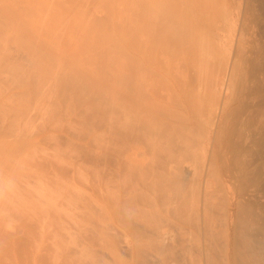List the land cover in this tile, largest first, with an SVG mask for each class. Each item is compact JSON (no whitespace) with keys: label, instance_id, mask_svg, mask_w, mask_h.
Segmentation results:
<instances>
[{"label":"bare ground","instance_id":"bare-ground-1","mask_svg":"<svg viewBox=\"0 0 264 264\" xmlns=\"http://www.w3.org/2000/svg\"><path fill=\"white\" fill-rule=\"evenodd\" d=\"M35 1L37 0H24V4L21 3L25 5V10H29L35 7ZM41 1L44 5L47 3L46 0ZM102 3L104 6V1ZM123 3L124 5H122ZM123 3L119 2L118 4L121 6H117L120 7L119 11L123 9L122 12H124L121 15L122 12L119 13V11L115 14H118V19L113 17L115 16L112 14L114 9L111 11V15L108 13V17H106V19L113 17L111 21L114 27L111 25L110 19L109 21L104 20L110 23L108 25H111V28H114L111 29L112 31L118 29L121 38L117 34H110V37L113 35L117 40L119 37L122 40V42L118 40V43L121 42L120 45L114 44L117 40L115 41L111 37L108 41L112 40L109 43L106 40L108 45L104 44L103 48H101V42L97 47L93 46L91 42L87 44L90 45L89 47L84 45L85 43H77L74 47L60 49L59 52L58 48L54 46L57 52L53 53L55 48L53 45L51 46V42L47 43V36L44 34L38 36L37 34L38 39H29L24 46L21 45L16 49L14 55L7 48L3 52L0 46L1 75L4 65L7 67L9 61H14L16 67L19 60L26 62L25 68L18 70L20 73L16 74V78H14L15 75L0 76V81H2V77L8 83L17 84L8 90L9 93L0 96V129L10 130L12 135L15 131L26 127L34 116V110L39 108V101H44L47 95L53 91V94L50 95L52 97H49V103L53 106L57 104L59 112L55 113L56 115L47 125L49 138L57 139V145L67 144L71 148L72 156L68 154L61 156H65L67 159L64 161L72 164L73 167L76 159H80L81 164L79 163L78 168L76 165L73 171L75 174L76 172L79 174L77 177L82 178L83 183L91 184L89 186H92L91 189L94 190V195L88 193L89 191L86 192L89 186L87 184L88 187H85V184L82 185L83 183H79V186L82 187L81 191L73 192L68 188L73 194L70 192L67 195L70 199L72 198V201L75 199V203L78 204L75 206L76 210L81 211L78 216L82 215L85 218L90 213L91 217V220L90 217L89 219L86 217L88 219L86 221L91 227L86 222L82 224L81 228L84 226L81 232L83 236L79 234V239L80 235L81 238H84L80 243L83 241L85 246L94 248L100 242L98 240L96 244L95 240L100 239L104 241L102 245H100L101 242L99 244L103 250L118 245L116 240L113 244V238L110 240L109 232L115 230L113 233L116 234L117 230L119 232V229H123L128 233L130 219L139 221L140 218H143V221H147L145 219L148 218V220H152L160 217L164 208L168 216L175 215L174 218H177L173 188L176 182L185 176L183 172L186 163L185 155L192 150L194 145L198 147V141L194 142V139L198 136L197 133L199 134L197 131L200 129L199 126L202 125L200 119L203 116L206 118V115L218 119L221 134L235 132L237 128L235 129L234 126L243 124L245 129L239 127L240 133L245 132L247 137L250 130L248 127L246 128V123L250 121L254 112L253 108L257 104L255 100L259 96L262 97L264 93V0H124ZM45 6L47 7V5ZM111 6L113 8V5H110L109 8ZM93 21L91 24L103 26V20L98 22L97 19H94ZM97 27L99 28L98 25ZM107 35L109 36V34ZM104 39L105 37H103ZM81 50L85 55L83 59L79 56ZM53 54L57 55L59 60L64 56L81 59V61L75 62L80 68H75L74 73L82 81L96 89L94 103L90 104V106L92 105L90 108L83 107L81 100V103L78 102L82 96L72 98L77 85H73L72 93L69 89V94L72 97L67 96V86L60 88L63 83L65 86L64 79L68 77H64L61 72L58 73L56 69L53 71V68L47 64V58H52ZM106 68L111 69V78L109 77L111 82L104 84L102 76L109 71ZM112 68L114 69L112 70ZM92 88L91 91H93ZM77 91L79 92V88ZM77 95L79 94L77 93ZM205 118H203L204 121ZM209 118L210 116L206 118V121ZM16 120H20L21 124L17 126ZM205 122L203 125L212 126V124L209 125L211 120L209 124ZM213 123L216 124V120ZM235 133V136H240L239 139L241 136L246 138L245 134ZM221 134L220 136L224 135ZM229 135L233 136V133ZM224 137L222 138H228V136ZM222 138L220 139L218 136V139L222 140ZM223 144L222 142L220 146L222 147ZM199 147L201 146L199 145ZM13 148L16 153L17 146L7 147L11 150L12 156L15 155L12 152ZM5 151L4 144L0 143V162ZM60 158L63 159V157ZM2 163L4 165L2 171L5 176L14 172L15 166L10 157H6ZM85 163H89V166H86ZM54 167L58 168V166ZM61 170L63 171L64 167L56 171L55 178H52L54 175L51 173L50 180L54 182L52 185H56L55 183L61 180L60 175L64 173ZM53 172L55 171L53 170ZM65 177L63 176V178ZM76 185L78 186V183ZM64 188L62 187L63 190ZM65 193L63 194L66 195ZM86 193L91 195L90 198L89 195L86 197ZM77 199L78 201H76ZM80 201L83 202L80 203ZM83 210H87L88 213L83 214ZM127 218H130L129 223L126 221ZM159 219L163 223L164 219ZM80 220L79 223H82L83 221ZM154 226L151 225V227ZM161 229L155 246H158L159 250L165 251L168 250L166 248L170 249V242H175V237L165 226ZM261 230L264 234V227H260ZM134 233L136 232L134 231ZM244 238L246 237L244 236ZM249 238L247 246L251 247ZM139 239L140 237L138 240L135 239V244L131 248V264H138L143 260L141 252L144 245L139 244L141 241L143 242ZM260 242H262V246L258 245L261 244ZM260 242L256 243L259 246H256L259 251H256L254 247L251 248V252L253 249H255V253L260 252L259 248L261 247L264 251V240ZM104 243L107 245L106 248ZM71 246L74 247V244ZM79 249L81 250V248ZM161 252L158 253L161 254ZM82 253L85 254V250ZM82 253L80 254L83 255L80 256L81 259H86L87 255V257L92 256L91 253L94 256L91 259L95 258L98 253L100 256L96 257L99 259L104 257L99 251L96 254L86 251L85 256ZM255 253L256 256L258 253ZM260 253V257L254 256L255 260L264 258V253H261V255L263 254L262 258ZM114 254L119 255L116 252ZM75 258L77 259V257ZM140 258L142 260H139ZM81 259L77 264H82L83 260L81 261ZM88 259L90 260V258ZM99 259H95L97 264ZM106 260L104 259L105 262ZM114 260L118 262V259ZM83 264L85 263L83 262Z\"/></svg>","mask_w":264,"mask_h":264},{"label":"rangeland","instance_id":"rangeland-1","mask_svg":"<svg viewBox=\"0 0 264 264\" xmlns=\"http://www.w3.org/2000/svg\"><path fill=\"white\" fill-rule=\"evenodd\" d=\"M69 1L46 0V7L41 0H37L35 1V7L33 9L30 8L29 10H25V5H22L24 0H0L1 50L5 52L4 49L7 48V50L13 54L21 45L24 46L29 39H38L36 37L37 34L38 36L41 34L47 36V43L50 44L51 42V46H56L58 52L60 49L65 50L70 46L74 47L77 43H85L84 45H87L91 42L93 46L97 47L99 42H101V48H103L104 44L106 45L112 39H115L112 35L111 37L113 38L108 41L109 38H111L110 34H117L119 37L121 36L119 35L117 28L113 30L114 32L111 30L114 29L111 28L112 26L114 27L111 20H113V17H119L118 14L115 15L120 10V7L117 6H121V4L118 3H123L124 0H120L119 2L118 0H111L110 2L109 0ZM103 1L104 6L102 3ZM105 3L109 5L106 6ZM110 5H113V8L112 6L109 8ZM122 5H124V3ZM113 9L114 13L112 14L115 16L111 17V19L109 17L111 26L108 25L110 23L108 22L109 19H106V17H108V13L110 14ZM122 10L119 11V13L122 12ZM123 13L124 12L120 13V15ZM94 19H97L98 22L100 20L108 21H104L106 25L102 21L103 26L97 24L99 26L98 28L96 24H94L95 26L93 23L91 24V22H94ZM107 34H109V36ZM103 37H105L104 40ZM119 37H117L118 40L122 42ZM106 40L108 41L107 43ZM116 40L117 39H115V41ZM118 40L117 42H114V44L120 45L121 42L118 43ZM87 46L84 47L87 48ZM56 48L53 50L54 52L52 51L53 53L57 52ZM83 52L84 51L81 50L79 55L82 59L85 57ZM56 56L57 55L53 54L52 58L49 57L51 60L47 58V64L53 68V71L56 69L58 73L61 72L62 75L64 74V77L66 76L69 78L64 79L65 86H63V83L61 84L62 86L60 85V88L67 86L66 88L71 90L77 85L74 89L73 97L69 94L70 90H66V93H68L67 96H71L73 99L74 97L82 96V98L79 97L80 99L77 101L80 102L81 100V105L83 107L90 108L92 106H90V104L94 103V93L96 92V89L95 87H93V89L90 84L82 81L74 73L75 68H80V66L77 65L78 63L76 64L75 62L81 61V59H71L70 57L67 58L64 56V58L59 60ZM18 62H16L18 63L16 67L14 61H9L7 65H10V67L4 65L3 73L1 75L0 72V76L11 77V75H15L14 78H16V74L19 75L20 73L18 70L25 68L26 64V62L24 63L21 60ZM113 69L114 68H112V70ZM107 70L109 71L105 72L102 76L104 84L111 82V69L109 68ZM1 79L0 96L9 93L8 90L11 87L17 86V84H14L13 82L8 83L6 79H3L2 77ZM67 81L70 82L68 83ZM78 88L79 92L77 91ZM91 88L93 91H91ZM72 91L73 90H71L70 93H72ZM77 93L79 95L76 96ZM52 94L53 91L51 94L47 95V98L44 101H39V108L34 110V116L26 127L15 131L12 135V131L8 129H0V143L4 144V149L6 150L4 157L0 162V264H69V261H71V264H77L79 259H81L80 256H83L80 254L84 250L85 254L86 251L95 252V254L99 251L103 254L101 256L104 257L99 259V257H96L100 256L98 253V255L96 254L95 258H93V262V259H91L93 253H91L92 256L90 257H87L88 255L85 256V254L82 253L86 258L81 259V261L83 260L82 264L83 262L85 264H95V259L97 258L99 259V261L97 260V262H99L98 264H131V248L139 237L144 243L142 241L143 244L140 241L137 242H140L139 244L144 246H142L141 252L143 260L140 258L139 260H142V262L140 263L139 261L138 264H264V258H262L263 254L261 255V253H264V251H262L263 247L259 248L261 249L260 252L262 251L261 253L256 252L258 253L256 254L254 252L255 249L256 251H259L257 250V247H259L258 245L262 246L263 244L260 241L264 240L263 231H260V227H264V139H262L264 138V93L262 97L259 96L255 100L257 104L253 108L254 112L250 121L246 123V128L248 127L250 130V136H247L249 140L243 131L242 132L245 134L246 138H242L241 136L239 139L240 136H235V132L240 133V128L243 129L245 127L243 124L239 123V126L236 124L234 128H237V131L232 132L233 136H231L229 134L232 133L224 134L223 132L224 135L221 134L222 132L219 130L220 121L214 119L211 115H209V119L211 120L210 124L209 119V122L208 120L206 121V118L209 117L208 115H206V118L203 116L201 118L202 120L200 119V124L202 125H200V129L198 128L199 130H197L199 134L197 133L198 136L194 135L197 136L195 139L192 136L194 142L195 140L198 141V147L194 145L192 150L185 155L186 163L183 168V170H185L183 171L185 176L177 181L173 188L175 196L174 206H177V218H174L175 215L173 217L168 216L164 207V211L162 210L160 217L156 216L157 218L152 220L146 218L145 220L147 221H143L144 219L140 218L141 224L140 219L139 221H136L127 218L126 221L129 223L128 220L130 219L131 222L130 225L128 224V233L123 229H119V232L117 230V235L113 233L115 230L109 232V235L111 236L110 240L111 238L114 240L113 244L115 243V240L118 243V245L116 244L118 247H116L117 249L115 248L116 245H113L111 248L108 246L113 250H111L113 253L109 248H106L107 242L104 243L106 250H103V247L100 245H102L104 241L100 239L95 240L97 241L96 244L98 243V240L101 244L99 242L97 244L98 246H95L94 248H89L88 245L85 246L83 241L80 243L82 238H84H81V232L84 226L83 228L81 227L84 222H88L86 220L89 219L90 213H88L87 210H83V214L86 212L89 214L86 216L88 219L86 217L83 218L84 216L82 215H80L81 217L78 216L81 212L79 209L76 210L77 207L75 206L78 204L75 203V199L72 201V198L70 199L68 196L70 192L73 194V192H77V190L81 191L80 188H82L79 186V183H83L82 178L79 179V177H77L79 174L77 172L75 174V171H73L76 165V168H78L80 159H76V163L78 164L73 160L75 163L74 167L72 164L65 162L64 159L67 158L61 155L68 154L72 156L73 152L71 148L67 144L57 145V139L52 137L49 138L47 125L51 118L59 112L57 104H54L55 106H53L49 103V97H52L50 96ZM203 118H205L207 124H212V126L206 124L203 125V122H205ZM212 120H216L217 123L214 124L215 122L213 123ZM16 121L17 126L18 124H21L20 120ZM242 132L240 134H242ZM220 134L223 136H220ZM217 135L220 139L225 135L224 138L227 136L228 138H222V140H220ZM222 142L224 144L221 147L220 144H222ZM11 145H15L18 148L16 153L14 152L15 147L12 149V152L15 154H13L14 156L11 155V150L7 149V147ZM199 145L201 147H199ZM6 157H10V160H12L15 166V170L5 176L2 171V166H4L2 161ZM59 157H63V159H59ZM86 163L85 165L89 166V163ZM239 163L241 164V167ZM54 166H58L59 169H63L64 167V173L61 170L63 173L60 175L61 180L57 182L59 185L55 183L58 187L52 185L54 182H51L50 180L52 175H54L52 178H55L57 174L56 171L59 170ZM53 170L55 172H53ZM71 174L72 176H70ZM63 176L68 177L63 178ZM80 177L82 176L80 175ZM76 183H78V186ZM84 184L86 187L88 183H83L82 185ZM89 185L91 184H88V186ZM62 187H65L64 190H66L65 192L67 193L63 192L64 190ZM91 187L92 186H89V189L87 188L86 192L89 191L88 193L94 195V190L93 188L91 189ZM68 188L70 190L72 189L73 192L69 191ZM63 193L66 195L68 194V197ZM88 193H86V197H88ZM91 195H89V198ZM67 198L69 200H66ZM76 201H78V199ZM82 202L83 201H80V203ZM80 218L82 219L80 220ZM159 218L164 219L163 223ZM79 220L83 221L82 223L80 222L81 225ZM91 222L93 223V221ZM77 224L80 225L81 229L79 228L78 230L79 225ZM87 224L89 226V223ZM160 224L165 226L166 229H169L171 234L175 237V242H170V249L166 248L168 250L165 251L159 250V247L155 246L157 245L156 240L159 236L158 234H160L162 231L161 228L163 227ZM151 225L161 228L158 230L155 226V228L151 227ZM133 228L136 232L134 234H138L137 236L133 234ZM77 230L78 232L80 231V233H78ZM247 232V236H251L250 238L246 236ZM79 234H81L80 239ZM248 238L251 240L249 241L253 243L252 245L250 243L251 247L247 246ZM259 242L261 244H258ZM256 243L258 245H256ZM73 244L74 247L71 246ZM99 246L100 248L102 247V249L98 248ZM254 247L255 249L251 252V248ZM79 248H81V250ZM82 249L84 250L82 251ZM115 252L119 253V258L117 254H114ZM158 252H161L162 255ZM254 253L256 256H259L260 253L262 259L260 260V258H258L259 260H255L256 256ZM88 254L90 255V253ZM110 256L116 258H111ZM75 257H77V259ZM88 258H90V260ZM102 258L107 259L106 262L104 259L102 260ZM114 259H118V262Z\"/></svg>","mask_w":264,"mask_h":264}]
</instances>
